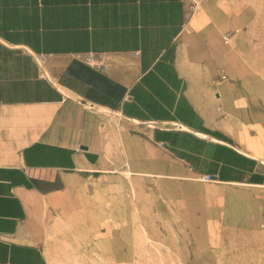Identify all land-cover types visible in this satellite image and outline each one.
I'll list each match as a JSON object with an SVG mask.
<instances>
[{
	"label": "crops",
	"instance_id": "1",
	"mask_svg": "<svg viewBox=\"0 0 264 264\" xmlns=\"http://www.w3.org/2000/svg\"><path fill=\"white\" fill-rule=\"evenodd\" d=\"M187 23L185 0H0V264H52L55 206L103 187L264 204V159L228 131L233 77L190 61Z\"/></svg>",
	"mask_w": 264,
	"mask_h": 264
},
{
	"label": "rangeland",
	"instance_id": "2",
	"mask_svg": "<svg viewBox=\"0 0 264 264\" xmlns=\"http://www.w3.org/2000/svg\"><path fill=\"white\" fill-rule=\"evenodd\" d=\"M185 2V54L197 67L228 69V131L264 159V0ZM101 190L95 205L55 206L47 237L59 249L54 264H264V204L226 203L220 213L191 201L197 189L158 181Z\"/></svg>",
	"mask_w": 264,
	"mask_h": 264
},
{
	"label": "bare ground",
	"instance_id": "3",
	"mask_svg": "<svg viewBox=\"0 0 264 264\" xmlns=\"http://www.w3.org/2000/svg\"><path fill=\"white\" fill-rule=\"evenodd\" d=\"M50 258H51V263L54 264V262H55V256L53 254H51Z\"/></svg>",
	"mask_w": 264,
	"mask_h": 264
}]
</instances>
